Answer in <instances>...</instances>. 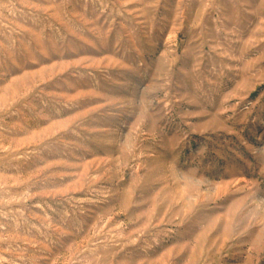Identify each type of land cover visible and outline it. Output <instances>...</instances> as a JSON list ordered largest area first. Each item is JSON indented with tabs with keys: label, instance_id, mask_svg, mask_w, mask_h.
I'll return each instance as SVG.
<instances>
[{
	"label": "rangeland",
	"instance_id": "obj_1",
	"mask_svg": "<svg viewBox=\"0 0 264 264\" xmlns=\"http://www.w3.org/2000/svg\"><path fill=\"white\" fill-rule=\"evenodd\" d=\"M0 264H264V0H0Z\"/></svg>",
	"mask_w": 264,
	"mask_h": 264
}]
</instances>
